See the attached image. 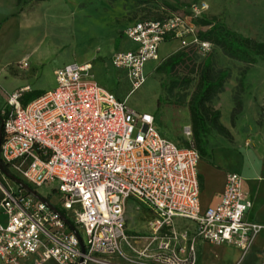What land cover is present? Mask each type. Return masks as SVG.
Segmentation results:
<instances>
[{
  "label": "built area",
  "instance_id": "obj_1",
  "mask_svg": "<svg viewBox=\"0 0 264 264\" xmlns=\"http://www.w3.org/2000/svg\"><path fill=\"white\" fill-rule=\"evenodd\" d=\"M206 9V3L181 12L162 6L158 16L135 21L125 31L134 48L114 52L112 65L126 69L136 89L162 42L208 49L211 43L198 37ZM90 67L67 63L55 70L53 89L25 105L19 99L29 87L16 90L7 98L10 109L0 111L1 160L32 188L56 183L61 200L60 209L49 201L54 211L18 186L4 191L0 264L31 257L33 264H197V239L248 250L264 226L246 219L252 203L241 176L227 173L219 202L202 209L201 157L191 126L183 130L189 145H177L158 131L153 115L89 80ZM129 198L152 214L146 234L126 232ZM62 216L77 230L83 251ZM176 218L193 221V233L177 230Z\"/></svg>",
  "mask_w": 264,
  "mask_h": 264
},
{
  "label": "rangeland",
  "instance_id": "obj_2",
  "mask_svg": "<svg viewBox=\"0 0 264 264\" xmlns=\"http://www.w3.org/2000/svg\"><path fill=\"white\" fill-rule=\"evenodd\" d=\"M200 3L207 4L203 16L215 17L237 33L264 41V0H0V111L10 109L8 88L13 86L14 77L30 86L31 90L22 93L19 99L25 105L40 90L56 86V68L68 62L89 63V80L136 112L153 115L156 128L164 137L187 146L183 130L191 123L188 104L197 87L199 66L209 57L213 73L219 70L229 73L223 81V90L206 103L220 111V121L226 123L230 133L225 140L241 147L245 144L264 147V59L247 64L227 56L212 43L206 50L185 46L192 60L187 59L166 72L157 67L182 48L178 40L171 39L162 42L157 58L146 63L145 81L136 89L128 71L111 63L114 52L134 48L125 36L133 22L158 16L162 6L181 12ZM203 29L200 27L198 31ZM243 71L245 79L240 86ZM235 98L241 100V108L232 119ZM209 137L216 140L218 133L212 130ZM234 153L221 149L217 155L233 161V169L240 167ZM56 185L34 189L60 209ZM9 188L16 189L17 185L0 174V198ZM149 216L145 204L129 198L125 210L128 235L146 234ZM79 233L85 239L84 232Z\"/></svg>",
  "mask_w": 264,
  "mask_h": 264
},
{
  "label": "crops",
  "instance_id": "obj_3",
  "mask_svg": "<svg viewBox=\"0 0 264 264\" xmlns=\"http://www.w3.org/2000/svg\"><path fill=\"white\" fill-rule=\"evenodd\" d=\"M0 68L2 71L1 66ZM13 80L14 84L8 88L9 92L12 93L24 87H29V90H31L30 86L27 83L23 84L20 79L14 77ZM40 91L43 92V90ZM221 123L227 126L226 123L222 121ZM186 125H190V123ZM225 139L226 138L220 134H218L216 140L210 138L209 135L207 136L206 150L208 157H201L198 163L200 206L204 209L208 206L216 205L224 189L227 173L236 172L242 178V192L252 203L250 209L246 213V219L264 226V147L258 144L250 147L246 144L244 145L245 147L231 145ZM221 149L235 152L234 154L238 158L237 162H239L240 167H234L232 169L231 165L233 163L231 162L233 161L228 162L224 157L218 156L217 153ZM242 150H244V154L241 156L240 152H242ZM1 217L0 215V219L3 218ZM151 217L152 214L150 212L147 222ZM174 226L179 231L188 230L190 234L193 233L195 228L193 221L180 218L174 220ZM195 247L197 264H264V228L256 234L252 245L245 252L239 247L231 244H214L201 239H197ZM22 264H33V258L24 259ZM44 264L56 263L47 261Z\"/></svg>",
  "mask_w": 264,
  "mask_h": 264
},
{
  "label": "trees",
  "instance_id": "obj_4",
  "mask_svg": "<svg viewBox=\"0 0 264 264\" xmlns=\"http://www.w3.org/2000/svg\"><path fill=\"white\" fill-rule=\"evenodd\" d=\"M198 24L200 27H204L203 30L198 31V37L202 41H208L219 47L227 56L247 64H254L258 59H264V41H256L237 33L220 23L215 17L207 18L206 16H202L198 19ZM187 59L190 61L192 60L188 47H182L164 59L157 68L159 70L171 72L175 66L183 63ZM245 73L246 72L243 71L240 75V86L244 83ZM228 74L227 70H219L213 73L209 57H205L199 66V79L196 90L189 101L188 110L192 130L191 141L202 158L208 157L206 150L207 136L212 130H215L224 137H230L227 127L220 121V111L211 109L206 105L214 95L223 90V81ZM41 93L40 91L39 94ZM240 108L241 100L235 98L231 113L232 119H234L235 115L240 111ZM0 166L4 170L9 171L7 164H5L1 158ZM0 174H3L1 169Z\"/></svg>",
  "mask_w": 264,
  "mask_h": 264
},
{
  "label": "water",
  "instance_id": "obj_5",
  "mask_svg": "<svg viewBox=\"0 0 264 264\" xmlns=\"http://www.w3.org/2000/svg\"><path fill=\"white\" fill-rule=\"evenodd\" d=\"M2 141V124L0 123V144ZM1 171L3 172V174L8 177L13 183H15L19 188H21L22 190L26 191L27 193L33 195L35 198L39 199L40 201L44 202L50 209L56 211V208L49 202L46 200V198L44 196H42L41 194H39L34 188L30 187L28 184H26L22 179H20L19 177H17L16 175L12 174L10 171L4 170L1 166H0ZM62 218L64 219L65 223L68 225V227L79 237L80 236L77 232V230L75 229V227L70 223V221L65 218L64 216H62ZM80 247L81 250L83 251V243L80 239Z\"/></svg>",
  "mask_w": 264,
  "mask_h": 264
}]
</instances>
